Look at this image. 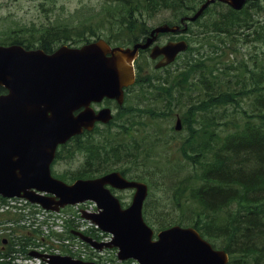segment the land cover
<instances>
[{
	"label": "rangeland",
	"instance_id": "rangeland-1",
	"mask_svg": "<svg viewBox=\"0 0 264 264\" xmlns=\"http://www.w3.org/2000/svg\"><path fill=\"white\" fill-rule=\"evenodd\" d=\"M109 2L112 0H0V43H7L11 38L34 44L47 31L56 32L60 37L66 36L69 40H60L53 45L54 49L60 46L79 47L87 38L127 39L130 33L124 29L118 30L119 24L130 20L126 9ZM217 11L224 12L225 9L212 6L188 24L191 31L190 51L197 54L193 55L195 63L201 64L196 72H187V57L179 55L177 63L169 71L172 75L176 73V78H173L175 81L181 80L179 75L182 76V88L175 87L173 93L170 84L145 89L136 86L127 94L124 108L117 111L112 105L113 114L117 111L114 122L105 128L100 126L96 129L102 134L93 142L92 150L102 151L104 146L111 144V147L121 145L123 148L134 147L143 151L131 166L125 163L119 166L130 169V173L138 174L148 182L150 194L144 216L150 226L157 230L161 229L162 218L165 219L164 227L191 224L182 223V220L188 216L195 217L200 210L192 197L193 190L200 183L204 166L200 152L207 153L212 160L219 137L235 130L233 125H239L240 122L233 118L240 119L243 112L249 111V103L255 99L254 90H245L251 86L255 89L250 83L248 72L252 69L255 72V64H252L255 54L264 52V43L255 40L258 35H264V17H254L256 25L253 33L245 37L229 38L213 33L198 36L201 29L217 19ZM181 15L177 14L173 19L172 13L159 12L148 17L143 11L140 19L146 22V26H154L170 19L176 22ZM136 19L135 16L131 17V20ZM137 65L143 71L139 75L142 81L150 78L167 80V72L155 71L152 65L149 67L144 56H141ZM192 75L196 77L195 80L205 81L208 87H193ZM218 87L221 95H228L221 101V106H210L205 114L198 108L190 115L186 113V108L192 102L203 100L205 93L215 96L216 91L211 92ZM233 93L237 94L236 104L229 97ZM236 110L238 115L233 113ZM176 113L182 117V129L177 132L173 129ZM225 120L232 122L227 124ZM126 130L131 133L125 141ZM202 146H205V150H202ZM144 147H149V150L145 151ZM83 158L80 152L63 154L62 159L54 165L53 172L59 177L77 172L85 165L82 164ZM110 171L112 168L108 169ZM122 198L130 202V193L125 192ZM241 257L242 253L238 251L235 259Z\"/></svg>",
	"mask_w": 264,
	"mask_h": 264
},
{
	"label": "water",
	"instance_id": "water-1",
	"mask_svg": "<svg viewBox=\"0 0 264 264\" xmlns=\"http://www.w3.org/2000/svg\"><path fill=\"white\" fill-rule=\"evenodd\" d=\"M207 0L192 17L194 21L208 4ZM239 10L246 0H217ZM179 26L156 27L144 43L131 48H111L97 40L81 47H60L52 54L41 51H24L19 46L0 47V87L8 90L0 96V195L24 197L45 209L57 211L66 205L94 201L99 214H86L101 230L113 235L108 244H97L75 233L94 248H118L120 260L129 258L140 264H226L227 255L214 251L192 228L178 226L162 231L158 240L151 241L152 231L144 224L141 206L146 186L110 173L96 180H76L67 185L53 179L49 164L58 144L81 133L90 131L96 121L107 123L109 109L97 114L91 103L104 98L114 99L121 105L123 88L134 80L132 62L139 49H146L154 41V34L177 33ZM264 39V38H263ZM185 41L169 42L151 49L152 59L162 56L155 68L172 62L185 51ZM83 108L77 115L73 113ZM175 130L180 129L176 120ZM119 189L135 188L133 202L127 210L119 208L105 185ZM37 192L51 194L42 196ZM49 264H91L68 257H52Z\"/></svg>",
	"mask_w": 264,
	"mask_h": 264
},
{
	"label": "trees",
	"instance_id": "trees-1",
	"mask_svg": "<svg viewBox=\"0 0 264 264\" xmlns=\"http://www.w3.org/2000/svg\"><path fill=\"white\" fill-rule=\"evenodd\" d=\"M204 1L112 0L111 3L126 9V15L130 20L119 24L118 30H128L132 24L143 23L131 20L132 16L142 17L143 11L151 17L159 12L172 13L174 19L177 14L183 16L195 12ZM215 4L221 7L220 4ZM215 14L217 19L201 29L198 36L213 33L228 37H245L252 30L253 24H256L254 17L264 16V4L259 0H251L240 11L229 9L224 12L217 11ZM136 39L137 37L130 36L127 39L113 37L111 40L116 45H128ZM60 40L58 33L47 31L40 36L36 45L43 51L50 52L53 49L52 45ZM67 40V38L62 39V41ZM111 40L107 41L111 42ZM255 40L260 42L261 36L258 35ZM12 44L24 45L18 41ZM253 61H255V72L252 69L248 75L255 89L251 86L245 91L254 90L255 99L249 103V111L243 112L240 119L233 118L240 122L239 125H233L235 130L219 137L212 160L208 158L207 153L200 152L204 166L200 183L192 192V197L200 210L195 217L188 216L183 221L191 223L214 248L224 250L229 255L227 264H264V52L255 54ZM200 64H189V68L195 69ZM180 83L182 81L178 80L175 84ZM2 91L0 89V92ZM215 91V96L209 98V106L216 108L221 106V101L228 95H221L219 87L215 88ZM242 91L244 92V88ZM229 97L235 104L237 103L236 93ZM225 121L227 124L232 122ZM100 135L101 132H98L97 137L100 138ZM93 142L91 139L76 140L73 146L63 151V154L74 149L92 150ZM122 149L121 145L111 147V144L104 146L102 151L93 148L91 162H86V168L74 177H69V180L85 177L88 174L107 172L117 164L125 163L131 166L138 156L137 149L134 147L124 148L123 151ZM117 151L119 155L110 158ZM164 222L165 219L162 218L161 227ZM238 251L242 253V257L235 259Z\"/></svg>",
	"mask_w": 264,
	"mask_h": 264
},
{
	"label": "flooded vegetation",
	"instance_id": "flooded-vegetation-1",
	"mask_svg": "<svg viewBox=\"0 0 264 264\" xmlns=\"http://www.w3.org/2000/svg\"><path fill=\"white\" fill-rule=\"evenodd\" d=\"M170 40L175 41V40H178V38H177V36L173 37V36H170L168 34H160V35L157 36V42H156V44L162 45L163 43H165L167 41H170ZM142 53L143 54H148L149 53V49H147L146 51H144ZM111 190H113V189H111ZM121 193H123V192H116V193H114V194H117L118 195L120 201L122 200V197H121L122 194ZM121 207L122 208H126L127 207V205H125L123 203V200H122V203H121Z\"/></svg>",
	"mask_w": 264,
	"mask_h": 264
}]
</instances>
